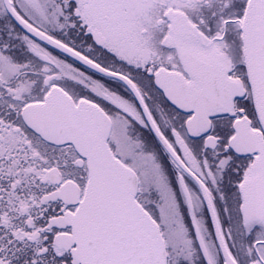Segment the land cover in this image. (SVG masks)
Returning a JSON list of instances; mask_svg holds the SVG:
<instances>
[{
	"label": "snow or ice",
	"instance_id": "obj_1",
	"mask_svg": "<svg viewBox=\"0 0 264 264\" xmlns=\"http://www.w3.org/2000/svg\"><path fill=\"white\" fill-rule=\"evenodd\" d=\"M0 264H264V0H0Z\"/></svg>",
	"mask_w": 264,
	"mask_h": 264
}]
</instances>
